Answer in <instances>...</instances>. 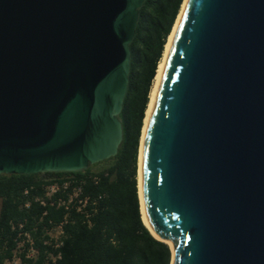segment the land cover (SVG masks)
Segmentation results:
<instances>
[{
    "label": "water",
    "instance_id": "water-1",
    "mask_svg": "<svg viewBox=\"0 0 264 264\" xmlns=\"http://www.w3.org/2000/svg\"><path fill=\"white\" fill-rule=\"evenodd\" d=\"M144 2L0 0V174L85 172L118 154ZM143 185L171 264H264V0H189Z\"/></svg>",
    "mask_w": 264,
    "mask_h": 264
},
{
    "label": "trees",
    "instance_id": "trees-1",
    "mask_svg": "<svg viewBox=\"0 0 264 264\" xmlns=\"http://www.w3.org/2000/svg\"><path fill=\"white\" fill-rule=\"evenodd\" d=\"M184 0H145L131 48L128 92L119 117L124 138L119 152L107 160L90 165L85 172H44L0 174V264L14 256L17 231L12 222L23 221L32 231L41 253L31 264H171L170 245L157 239L142 218L138 191L139 155L150 94L163 58L165 45L173 30ZM72 176L92 200L96 211L89 217L72 210L65 224L60 257L51 256L43 245L46 228L60 221L66 211L34 203L22 206L23 190L42 188L44 179ZM73 186V185H72ZM53 221L50 223V221ZM55 255H58L55 253Z\"/></svg>",
    "mask_w": 264,
    "mask_h": 264
},
{
    "label": "built area",
    "instance_id": "built-area-1",
    "mask_svg": "<svg viewBox=\"0 0 264 264\" xmlns=\"http://www.w3.org/2000/svg\"><path fill=\"white\" fill-rule=\"evenodd\" d=\"M45 183L41 189L35 190L34 185L28 186L23 190L25 208H30L32 204L38 203L43 207V211L39 214L41 219L47 215V206L55 207L56 209L63 208L66 213L64 217L56 222L52 227L46 228L43 245L50 246L51 256L55 260L60 257V248L64 244L65 224L68 221V216L72 210L84 214L89 217L96 211L98 200L84 193L80 184L72 180V176L65 179H44ZM73 185V186H72ZM53 221L51 220L50 223ZM13 228L17 231L14 238L16 247L14 256L8 260L6 264H31L29 260L36 259L41 253V246L36 243L32 231L26 228V223L23 221L12 222ZM57 253L58 255H55Z\"/></svg>",
    "mask_w": 264,
    "mask_h": 264
},
{
    "label": "bare ground",
    "instance_id": "bare-ground-1",
    "mask_svg": "<svg viewBox=\"0 0 264 264\" xmlns=\"http://www.w3.org/2000/svg\"><path fill=\"white\" fill-rule=\"evenodd\" d=\"M189 0H184V3L182 5L181 11L179 13V16L176 20V23L173 27L172 32L170 33L167 43L165 45V51L163 54V58L159 64L158 70H157V74L156 77L154 79V84L152 87V91L150 94V102H149V106L148 109L146 111V118H145V123H144V127H143V134H142V139H141V145H140V155H139V170H138V191H139V197H140V204H141V211H142V217L144 222L146 223V225L151 229L152 233L157 237V238H161L160 235L151 228V226L149 225L148 222V217H147V209H146V203H145V196H144V185H143V160H144V144H145V135H146V131L148 128V124L150 121V117L154 108V104H155V100L157 97V93L163 78V75L165 73L166 70V66H167V61H168V57L171 51V48L173 46L174 40L176 38V35L178 33L182 18H183V14L184 11L187 7ZM167 242L173 246V242L172 240H167Z\"/></svg>",
    "mask_w": 264,
    "mask_h": 264
},
{
    "label": "rangeland",
    "instance_id": "rangeland-1",
    "mask_svg": "<svg viewBox=\"0 0 264 264\" xmlns=\"http://www.w3.org/2000/svg\"><path fill=\"white\" fill-rule=\"evenodd\" d=\"M141 139H142V138H141ZM99 166H100V164H99V165L96 164V167H99Z\"/></svg>",
    "mask_w": 264,
    "mask_h": 264
}]
</instances>
